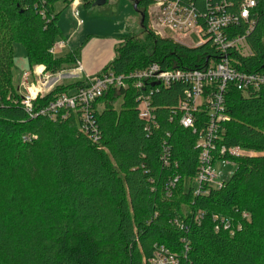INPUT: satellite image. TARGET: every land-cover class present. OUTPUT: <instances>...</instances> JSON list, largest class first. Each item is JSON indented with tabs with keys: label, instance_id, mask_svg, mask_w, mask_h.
<instances>
[{
	"label": "trees",
	"instance_id": "1",
	"mask_svg": "<svg viewBox=\"0 0 264 264\" xmlns=\"http://www.w3.org/2000/svg\"><path fill=\"white\" fill-rule=\"evenodd\" d=\"M59 1L70 6L76 0H0V264H149L161 247L180 264H264V86L250 94L228 88L221 145L247 154L228 157L235 170L222 189L196 196L195 146L207 114H196L198 133L184 129L174 114L184 85L154 87L157 127L148 130L138 113L143 90L129 76L152 63L203 69L220 61L219 50L211 42L186 47L154 35L148 21L154 1L132 0L144 16L145 39L127 36L115 46L103 72L125 77V85L97 100L95 143L75 112L56 121L30 118L14 85L16 42L24 45L32 71L44 66L56 75L80 60L82 48L62 58L50 52L63 37L54 11ZM80 1L91 9L98 0ZM180 1L202 15L204 26L208 5L221 0ZM226 1L230 12L242 2ZM255 8L247 36L251 55L231 54L241 72H264V0ZM245 26L230 35L244 34ZM80 85L55 86L35 106ZM177 177L171 189L169 180Z\"/></svg>",
	"mask_w": 264,
	"mask_h": 264
},
{
	"label": "built area",
	"instance_id": "2",
	"mask_svg": "<svg viewBox=\"0 0 264 264\" xmlns=\"http://www.w3.org/2000/svg\"><path fill=\"white\" fill-rule=\"evenodd\" d=\"M153 1L148 13L152 17L149 29L154 35L166 38L164 32L170 31L178 37V40L174 41L186 47H199L211 42L221 55L217 64L211 62L203 69L166 70L160 64L152 63L129 76L133 81V86L138 90H143L138 97V113L139 118L146 123L148 130L151 127H157L150 97L154 87L159 90L161 87L167 88L175 83L184 85L183 95L185 96L174 111L175 115L179 113V124L184 129L198 133L196 114L205 111L207 120L203 125V130L198 134L195 146L199 151V168L192 181V186L196 196L208 194L211 189H222L226 180H221L220 168L224 164L232 163L228 157H240L247 154V151L241 147L221 145V125L229 120L225 112V96L228 88L233 86L242 93L250 94L259 91L264 86V72H241L231 61L232 53L244 57L251 55L247 36L256 23L251 17L252 11L256 9V0H242L235 12L229 11L232 4L228 5L226 0L216 2L215 6L208 5V14L203 17L206 20L204 26L200 23L202 15L194 7L182 4L180 0ZM243 24L247 25L244 34L230 35L233 29ZM194 33L201 38L196 46L189 44L190 36ZM65 47L66 44L63 41L56 42L50 52L56 55L58 49L63 50ZM83 72L84 69L78 62L71 70V75L79 77ZM22 74L18 87L21 93L20 103L30 118L43 116L56 121L59 115L67 119L71 112H75L79 116L81 130L95 143L99 139L95 118L98 111L96 102L110 88L124 87L126 80L125 77L116 76L111 71L96 75L86 74L81 77L82 85L59 94L44 107H36L35 101L52 91L56 83L61 80L62 74H58V77L46 74L43 66ZM170 151L171 146L166 145L163 152L166 165L171 157ZM169 181V187L174 189L179 177ZM225 227H228V223ZM216 230H219V227ZM149 264H180V262L178 258L161 247L155 257L149 260Z\"/></svg>",
	"mask_w": 264,
	"mask_h": 264
},
{
	"label": "rangeland",
	"instance_id": "3",
	"mask_svg": "<svg viewBox=\"0 0 264 264\" xmlns=\"http://www.w3.org/2000/svg\"><path fill=\"white\" fill-rule=\"evenodd\" d=\"M54 11L55 14L59 15L58 24L63 33V37H61L58 41H66L68 46L67 52L69 50V46L72 49H81L83 44L85 46V42L88 40L89 36L90 38H93L94 43L97 44L94 50L99 48L103 42H119L127 36L145 39V34L141 25L142 17L141 14L135 10L132 0H109L103 5H94L91 9H86L81 6L77 11L78 17L82 23L78 26L75 21L74 12L69 5L64 3V1H59L55 5ZM151 19L152 17L149 16L148 13L149 24H151ZM164 35L172 40H178V37L170 31H165ZM200 41L201 38L194 33L190 36L189 44L196 46L200 43ZM61 51L62 50L59 52L58 49L56 56L61 58L66 57L67 54L71 52L66 53V51ZM14 64L16 67L14 70V85L18 88L23 76L22 73L25 71L32 72L25 47L22 43L16 42L14 44ZM74 67L75 66L71 67L70 70ZM58 74H62L60 79H64V84L70 82V79L65 78H67V75H71V71L66 70L65 73L60 72ZM58 74H56L57 77ZM98 109L101 110L102 105L98 107ZM58 118L63 120L61 115H59ZM234 170L235 164L233 163L221 166V180H227Z\"/></svg>",
	"mask_w": 264,
	"mask_h": 264
},
{
	"label": "crops",
	"instance_id": "4",
	"mask_svg": "<svg viewBox=\"0 0 264 264\" xmlns=\"http://www.w3.org/2000/svg\"><path fill=\"white\" fill-rule=\"evenodd\" d=\"M81 6H82V4H81L80 0L73 1V3L70 5L72 11L74 12L75 21L77 23V26L79 25V22L82 23V21L78 17V11H77L78 8H80ZM62 41L64 42V44H66V47L62 51H66V53H68L70 51L77 49V48L72 49L69 46V50L67 52V49H68L67 43L65 40H62ZM58 42H60V41H58ZM85 43H86L85 46L83 44L82 49H81L84 51H81L82 54H80V60L78 61L84 69V72L82 73V75H80L79 77H74L73 75L69 74V75H67V78H65V79H70L69 80L70 82H67L66 84H64L63 83L64 79H63V80H60L58 83H56L55 86H58V85L63 86V85L77 83V82H80L82 80L81 76L84 77V75H86V74L87 75H90V74L96 75V74H99L102 71H104V69L108 66V64L111 63V61L114 59V57H115L114 49H115V46L117 45V43H119V42H117V41H112V42L107 41L106 43L103 42L99 46V48H97L96 50H94V49H95V46L97 44L94 43L93 38H90V36ZM59 52H60V50H59ZM74 68H72V69H74ZM71 70H68V71H71ZM52 82H54V81H52Z\"/></svg>",
	"mask_w": 264,
	"mask_h": 264
},
{
	"label": "water",
	"instance_id": "5",
	"mask_svg": "<svg viewBox=\"0 0 264 264\" xmlns=\"http://www.w3.org/2000/svg\"><path fill=\"white\" fill-rule=\"evenodd\" d=\"M106 3V0H98V1H96V3L94 4V5H103V4H105ZM134 8H135V10H136V5L134 6ZM137 11V10H136ZM141 17H142V21H141V23L144 21V16H143V14H141Z\"/></svg>",
	"mask_w": 264,
	"mask_h": 264
},
{
	"label": "bare ground",
	"instance_id": "6",
	"mask_svg": "<svg viewBox=\"0 0 264 264\" xmlns=\"http://www.w3.org/2000/svg\"><path fill=\"white\" fill-rule=\"evenodd\" d=\"M174 41V40H173ZM179 44V43H178ZM42 69V68H41Z\"/></svg>",
	"mask_w": 264,
	"mask_h": 264
}]
</instances>
